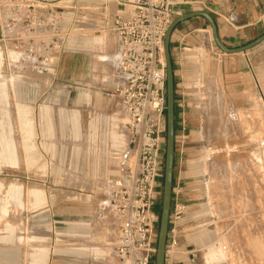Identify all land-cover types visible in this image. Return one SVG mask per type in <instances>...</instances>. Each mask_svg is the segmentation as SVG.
<instances>
[{
	"label": "rangeland",
	"instance_id": "374dc122",
	"mask_svg": "<svg viewBox=\"0 0 264 264\" xmlns=\"http://www.w3.org/2000/svg\"><path fill=\"white\" fill-rule=\"evenodd\" d=\"M106 1L112 3L0 0V264H133L116 252L120 222L110 194L127 144V120L114 97L123 80L112 22L128 7ZM209 46L184 57L205 117L198 121L203 149L196 163L209 152L207 172L195 180L201 200L194 206L210 214L192 228L185 215L166 264H209L208 250L193 240L206 228L228 247L226 259L212 264H264V56L259 92L236 107L209 71ZM115 135L124 138L120 150ZM11 186L22 188L21 201L8 199ZM31 191L44 206L29 202ZM160 191L158 233L163 184ZM173 195V204L187 205L183 194ZM173 214L172 206L170 230Z\"/></svg>",
	"mask_w": 264,
	"mask_h": 264
},
{
	"label": "built area",
	"instance_id": "2783aa9c",
	"mask_svg": "<svg viewBox=\"0 0 264 264\" xmlns=\"http://www.w3.org/2000/svg\"><path fill=\"white\" fill-rule=\"evenodd\" d=\"M176 4V0L123 1L120 6L128 10L112 22L123 80L114 97L127 120V144L119 155L120 170L111 181L110 194L120 222L116 252L133 264H151L157 252L155 200L161 196L167 131L165 38L176 18ZM174 193L177 199L182 194ZM188 209L179 200L173 204L175 228L169 231L173 245L167 246L166 262L178 245L177 227Z\"/></svg>",
	"mask_w": 264,
	"mask_h": 264
},
{
	"label": "crops",
	"instance_id": "0c3cea01",
	"mask_svg": "<svg viewBox=\"0 0 264 264\" xmlns=\"http://www.w3.org/2000/svg\"><path fill=\"white\" fill-rule=\"evenodd\" d=\"M117 1L123 2V0ZM105 2L112 3L106 0ZM176 3L174 7L176 18L199 11L211 13L218 24L222 41L230 48L245 46L264 34V0H176ZM213 42L211 26L202 17H196L180 24L174 31L171 41L176 85L174 190L182 192L184 202L189 207L185 226L187 228L195 227L198 221L201 222V218L209 216L210 209L205 206H199L201 209L194 206L201 200L199 194L195 195L194 192L197 191L195 189L197 186L194 188L195 180L198 175L206 174L208 163L207 165L203 163L206 157L200 161V164L196 163L197 153L203 149V141L197 138L201 128L198 121L205 117L201 112L203 110L197 107L201 101L198 91L194 93L195 95L191 93V90L196 89L191 80L195 74L194 68L185 62L186 55H191L192 53L188 52L196 49L197 46L210 47L209 45H212L213 50L210 54L215 64L211 62L212 67L209 71H214L213 75L218 76L222 89L234 106L248 105L250 95L256 96L257 91L259 92L256 72L259 66L258 60L264 56V44L247 53L227 55L222 51H217ZM193 55L196 54L193 53ZM117 144L120 146L118 147ZM124 144V138L121 135L114 146L120 150ZM209 232V228L195 231L194 238L193 235L192 238L201 248L206 247L208 250L205 254L207 263L223 262L219 257L220 253L215 254V251L222 246L220 245L221 240H212Z\"/></svg>",
	"mask_w": 264,
	"mask_h": 264
},
{
	"label": "water",
	"instance_id": "95a60500",
	"mask_svg": "<svg viewBox=\"0 0 264 264\" xmlns=\"http://www.w3.org/2000/svg\"><path fill=\"white\" fill-rule=\"evenodd\" d=\"M196 17H202L208 21L212 29V35L216 46L227 55L247 53L264 43V34L253 42L237 48L228 47L221 39L218 24L209 12L199 11L177 17L168 29L165 38V60L167 66V132H166V157L163 180V201L158 233V247L156 264H166L167 243L171 224V212L173 206V192L175 180V156H176V85L175 69L171 51V41L177 27Z\"/></svg>",
	"mask_w": 264,
	"mask_h": 264
},
{
	"label": "bare ground",
	"instance_id": "6f19581e",
	"mask_svg": "<svg viewBox=\"0 0 264 264\" xmlns=\"http://www.w3.org/2000/svg\"><path fill=\"white\" fill-rule=\"evenodd\" d=\"M212 62V61H211ZM208 63V62H207ZM215 64V63H214ZM207 69V68H206ZM214 70V69H213ZM214 72V71H213ZM208 73V72H207ZM215 77L217 78V75H215ZM208 78V77H207ZM115 138V142H116V138L117 135L114 136ZM209 154V152L207 151V155ZM206 155V156H207ZM205 156V157H206ZM135 160V158H133ZM201 171H199L200 173ZM204 173V171H203ZM22 188L21 187H16V186H11V188L8 191V199H12L14 201H21L22 200ZM209 197V196H208ZM28 199L29 202L33 205V206H37V207H41L44 206L45 204V199L43 198V196L40 195V193L36 192V191H31L29 192L28 195ZM116 215V214H115ZM118 220V219H117ZM111 228V227H110ZM227 249V246H225V244H222L221 247H219L218 251H215V254L220 253L221 255H219V257H221V260H225L227 257V254L225 252V250Z\"/></svg>",
	"mask_w": 264,
	"mask_h": 264
}]
</instances>
